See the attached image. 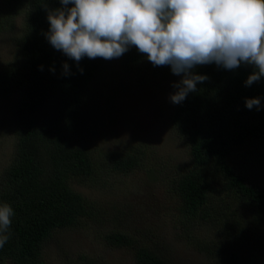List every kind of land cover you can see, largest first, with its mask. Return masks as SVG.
Instances as JSON below:
<instances>
[{
    "label": "trees",
    "instance_id": "trees-1",
    "mask_svg": "<svg viewBox=\"0 0 264 264\" xmlns=\"http://www.w3.org/2000/svg\"><path fill=\"white\" fill-rule=\"evenodd\" d=\"M59 7V0H0V33L9 30L15 17L21 20L13 39L16 55L0 66V96L15 97L13 149L0 171V204L11 206L14 215L9 239L0 248V264H44L43 247L51 234L79 226L91 213L70 181H91L98 169L84 139L88 120L96 125L107 116L105 106L92 101L101 64L84 58L77 65L48 43L46 9ZM142 57L130 49L122 59L126 69H134ZM192 71L207 79L167 114L190 161L169 181L178 204L177 222L184 230L182 219L215 226L198 243L215 264H264L242 252L245 239L250 246L256 239L264 241V188L246 184L231 160L234 153L264 141V78L246 87L253 68L244 64L232 71L215 64ZM246 98H260V110L246 108ZM140 161L129 152L103 160L110 171L121 173L133 171ZM227 193L237 199L235 207L222 204ZM101 240L109 247L131 248L135 264H168L155 248L124 231L108 230ZM72 262L96 264L81 254Z\"/></svg>",
    "mask_w": 264,
    "mask_h": 264
},
{
    "label": "rangeland",
    "instance_id": "rangeland-1",
    "mask_svg": "<svg viewBox=\"0 0 264 264\" xmlns=\"http://www.w3.org/2000/svg\"><path fill=\"white\" fill-rule=\"evenodd\" d=\"M20 29L21 20L15 17L9 30L0 33V66L16 55L13 39ZM97 59L101 68L92 84V101L103 104L107 116L96 125L88 120L84 144L98 169L91 181H70L71 188L89 202L91 213L79 226L51 234L43 247L44 264H72L78 254L96 264H135L131 248L102 242L108 230L124 231L155 248L168 264H215L198 249L199 241L210 237L215 226L182 219L184 230L169 190L170 179L190 163L184 140L167 122L173 104L169 97L176 91L172 85L181 77L173 75L169 66L153 67L145 56L134 69H126L122 56ZM14 103L13 95L0 96V171L13 149ZM125 152L141 157L133 171L115 172L105 166L108 155ZM231 160L246 184L264 188V141L234 153ZM221 199L230 207L238 203L231 193ZM249 241L245 239L242 252L264 263V241L256 239L251 246Z\"/></svg>",
    "mask_w": 264,
    "mask_h": 264
},
{
    "label": "clouds",
    "instance_id": "clouds-1",
    "mask_svg": "<svg viewBox=\"0 0 264 264\" xmlns=\"http://www.w3.org/2000/svg\"><path fill=\"white\" fill-rule=\"evenodd\" d=\"M46 9L48 43L79 65L84 58L112 60L131 48L153 67L169 66L181 79L172 87L173 104L182 103L207 77L197 66L235 70L251 66L245 86L264 78V0H59ZM71 5V6H69ZM68 64H63L68 75ZM42 69V66L40 68ZM83 74V69L78 68ZM54 71V69H53ZM260 110V98H246ZM14 215L0 204V248L8 241Z\"/></svg>",
    "mask_w": 264,
    "mask_h": 264
}]
</instances>
